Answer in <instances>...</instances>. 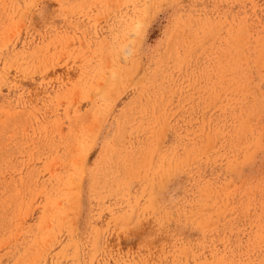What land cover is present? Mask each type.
Returning <instances> with one entry per match:
<instances>
[{"label":"rangeland","instance_id":"374dc122","mask_svg":"<svg viewBox=\"0 0 264 264\" xmlns=\"http://www.w3.org/2000/svg\"><path fill=\"white\" fill-rule=\"evenodd\" d=\"M0 264H264V0H0Z\"/></svg>","mask_w":264,"mask_h":264}]
</instances>
